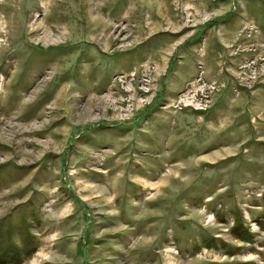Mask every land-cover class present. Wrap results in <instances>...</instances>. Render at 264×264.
<instances>
[{
	"label": "rangeland",
	"instance_id": "374dc122",
	"mask_svg": "<svg viewBox=\"0 0 264 264\" xmlns=\"http://www.w3.org/2000/svg\"><path fill=\"white\" fill-rule=\"evenodd\" d=\"M0 264H264V0H0Z\"/></svg>",
	"mask_w": 264,
	"mask_h": 264
},
{
	"label": "bare ground",
	"instance_id": "6f19581e",
	"mask_svg": "<svg viewBox=\"0 0 264 264\" xmlns=\"http://www.w3.org/2000/svg\"><path fill=\"white\" fill-rule=\"evenodd\" d=\"M48 1H49V0H48ZM16 2H18V1H16ZM3 3H4V2H3ZM5 3H6V2H5ZM97 3H98V2H97ZM92 4H93V3H92ZM86 5H87V4H86ZM95 5H96V4H95ZM95 5H94V6H95ZM60 7H62V6H60ZM60 7H59V8H60ZM99 7H101V6L99 5ZM62 8H63V7H62ZM86 9H87V8H86ZM96 9H97V7H96ZM96 9H95V10H96ZM55 12H56V14H58L59 11H55ZM21 13H22V11H21ZM96 13H99V10L96 11ZM99 14H100V13H99ZM100 15H101V14H100ZM47 18H48V17H47ZM105 18H106V17H105ZM52 19H53V18H52ZM26 20H27V19H26ZM49 20H50V19H49ZM49 20L47 19V20H46V23H48ZM97 20H98V19H97ZM97 20H96V21H97ZM99 20H100V17H99ZM99 20H98V21H99ZM65 21H67L69 25L73 26V25L75 24L76 21H79V19L76 18V17H74V16H72V19H69V18H68V19H65ZM100 21H101V20H100ZM92 22H94V21H92ZM54 23H55V22H54ZM90 23H91V21H90ZM94 23H95V22H94ZM99 23H100V22H99ZM3 24H4V23H3ZM3 24H2V25H3ZM49 24H50V23H49ZM51 24H53V23H51ZM1 27H2V26H1ZM100 27H101V26H100ZM107 27H108V33H109V36H108V38H107V40H106L105 43L108 42L110 45H111V44H115V43L117 42V40H118L117 38H119V37L116 36V35H117L116 32H117V30H118V27L115 28L114 25L111 26L110 24L107 25ZM124 27H125V26H124ZM44 28L54 30L53 27H51L50 25H47V24L44 26ZM127 28H128V27H127ZM38 29H39V28H38ZM100 29H101V28H100ZM104 29H106V28H104ZM88 31H91V32L93 33V37H94L93 39H94V40H97L96 35H98V34H97L98 31H96L95 29H92V30L89 29ZM99 31H100V30H99ZM50 32H51V31H50ZM113 32H114V33H113ZM118 32H119V31H118ZM120 32H121V31H120ZM124 32H126V31H124ZM48 33H49V32H48ZM63 34H64V33H63ZM63 34H62V36H61V34H60V35H52V36L50 35L49 37H47L48 35L46 34L47 36H46L45 40H47V39L49 38V41H51V42L54 41L55 43H57V39H58V42H59V38H60V39H62V40L65 39V42H63V43L61 42L63 45L68 44V43H69V41H68V37L65 36V35H63ZM118 34H119V33H118ZM120 34H121V33H120ZM44 35H45V34H44ZM44 35H43V36H44ZM91 35H92V34H91ZM105 35H106V34H105ZM105 35H104V36H105ZM60 36H61V37H60ZM88 36H90V35H88ZM100 36H101V35H100ZM65 37H66V38H65ZM101 37H102V36H101ZM50 38H52V39H50ZM39 39H40V38H39ZM100 39H101V38H100ZM103 39H105V38H103ZM94 40L91 42V44H97L98 41L96 42V41H94ZM54 42H52V43L55 44ZM44 43H45V42H44ZM62 44L57 43V45H55V46H60V45H62ZM50 45H51V44H50ZM101 45H102V44H101ZM94 46H95V45H94ZM122 46H123V45H122ZM106 47H107V46H106ZM108 47H109V46H108ZM106 50H107V49H106ZM93 54H94V53H93ZM90 55L92 56V54H90ZM93 57H94V56H93ZM147 69H148V68H147ZM145 70H146V69H145ZM154 71H155V70H154ZM156 72H157V71H156ZM136 73H137V72H136ZM147 74H148V73H147ZM155 77H156V76H155ZM128 78H129V77H128ZM124 79H125V78H124ZM65 87H66V86H65ZM61 90H62V89H61ZM64 90H66V88H64ZM111 90H114V87H112V88L110 89V91H111ZM65 92H66V91H65ZM65 92H64V93H65ZM72 93H73V92H72ZM66 95H67V94H65V97H66ZM111 95H112V94H111ZM114 95H115V94H114ZM58 96H60V95L58 94ZM108 96H109V95H108ZM113 97H114V96H113ZM141 97H142V96H141ZM103 98H104V97H103ZM95 99H97V98H95ZM95 99H93V100H95ZM99 99H101V97H99L98 100H99ZM109 99H110V97H109ZM130 99H131V98H130ZM61 100H62V99H61ZM63 100H64V99H63ZM93 100L91 99L90 101H93ZM105 100H106V99H105ZM105 100H104V102H105ZM134 100H135V99H134ZM107 101L109 102L110 100H107ZM138 101H139V100H138ZM64 102H66V101L64 100ZM92 103H93V102H90V105H92ZM62 104H63V103H62ZM62 104H61V105H62ZM57 105H58V104H57ZM120 106H121V105H120ZM137 106H138V105H137ZM138 107H139V106H138ZM140 107H141V106H140ZM56 108H57V106H56ZM59 108H61V107H59ZM64 109H65V108H64ZM91 109H92V108H91ZM58 110H61V109H58ZM56 111H57V110H56ZM66 111H67V110H66ZM57 112H58V111H57ZM61 112H64V111H61ZM129 113H130V112H129ZM56 114H57V113H56ZM54 116H55V115H54ZM53 118H54V117H53ZM55 118H56V117H55ZM119 118H121V117H119ZM94 120H95V119H94ZM116 120H117V119H116ZM31 126L36 128V126H34V125H31ZM31 126H30V128H31ZM17 127H18V126H17ZM30 128H29V129H30ZM35 128H33V129H35ZM44 128H45V127H44ZM65 128H67V127H65ZM29 129H28L27 131H29ZM42 129H43V128H42ZM57 129H58V128H57ZM59 130H60V129H59ZM39 132H41V131H40V130L32 131V132H30V135H29V136H31V137H33L35 140H38V141H39V138L42 137L41 134H40ZM58 132H60V131H58ZM61 133H62V132H61ZM18 134H19V132H18ZM62 134H63V133H62ZM19 136H20V135H19ZM22 136H25V134L23 133ZM63 137H64V136H63ZM7 139H8V138H7ZM26 139H27V138H26ZM26 139H25L24 141H26ZM61 140H62V139H61ZM10 141H11V140H10ZM29 141H30V140H29ZM62 141H63V140H62ZM14 142H15V141H14ZM19 142H20V141H19ZM31 142H32V141H31ZM31 142H30V143H31ZM34 142H36V141H34ZM37 143H38V142H37ZM52 143H53V142H52ZM22 144H23V143H22ZM31 144H32V143H31ZM55 144H56V143H55ZM55 144H54V145H55ZM60 144H62V143L60 142ZM36 145H38V144H36ZM41 145H42V144H41ZM41 145H40V146H41ZM45 145H47V144H45ZM54 145H53V146H54ZM56 145H58V143H57ZM56 145H55V146H56ZM29 146H30V145H29ZM55 146H54V147H55ZM30 147H31V146H30ZM37 147H38V146H37ZM54 147H52V148H54ZM28 148H29V147H28ZM32 148H34V147L32 146L31 149H32ZM48 148H49V146H48ZM48 148H47V149H48ZM43 149H44V148H43ZM26 150H27V149H26ZM43 152H44V151H43ZM32 154H33V153H32ZM32 154H31V155H32ZM27 157H28V156H27ZM30 157H31V156H30ZM31 158H32V157H31ZM31 158H30V159H31ZM137 166H138V165H137ZM173 166H174V165H173ZM143 172H144V171H143Z\"/></svg>",
	"mask_w": 264,
	"mask_h": 264
}]
</instances>
